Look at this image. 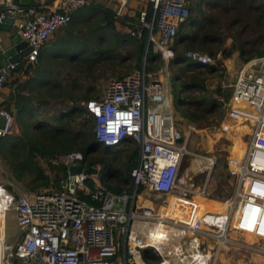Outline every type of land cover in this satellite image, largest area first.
Listing matches in <instances>:
<instances>
[{
  "label": "built area",
  "instance_id": "1",
  "mask_svg": "<svg viewBox=\"0 0 264 264\" xmlns=\"http://www.w3.org/2000/svg\"><path fill=\"white\" fill-rule=\"evenodd\" d=\"M112 1L115 18L120 19L128 0ZM0 3L9 9L13 32L30 48L25 63L32 67L48 39L71 23L74 11L88 5L86 0H59L49 8L15 5L11 0ZM189 4V0H149L150 20L145 21L147 11L141 12L130 23L134 27L130 33L140 37L147 30L146 48L151 45L167 61L173 58L179 28L190 17ZM185 57L201 65L214 64L209 55L189 52ZM15 68H0V93ZM231 90L221 130L239 133L243 126L248 142L241 156L228 160L234 188L224 214L197 215L171 205V198L186 203L197 195L209 199L216 159L187 150V140L176 124L167 75H151L143 65L112 81L102 97L82 103L95 119L102 146L133 143L138 148L132 189L116 194L100 183L98 174L70 175L71 167L87 169L80 152L47 161L49 168L66 171L59 189L52 183L33 191L0 184V264H145L144 251H151L158 264H216L222 251L240 248L231 235L250 234L264 241V56L242 64ZM13 124L12 113L0 108L1 140L10 135ZM144 195L152 197L151 206ZM10 211L17 227L13 241L6 238ZM162 228L176 231L173 249L151 246L152 234Z\"/></svg>",
  "mask_w": 264,
  "mask_h": 264
},
{
  "label": "rangeland",
  "instance_id": "2",
  "mask_svg": "<svg viewBox=\"0 0 264 264\" xmlns=\"http://www.w3.org/2000/svg\"><path fill=\"white\" fill-rule=\"evenodd\" d=\"M208 1L210 0L201 1L202 6H200V13L196 8L198 0H190L189 7H193L191 21H201L204 23V19H208L212 15L218 14L217 21L223 42L222 49L230 51V47L234 43L236 51H232L230 58L222 60V55L220 53L217 55H210L207 52L186 48L180 44L177 45L176 50L177 53L185 56L189 52L212 56L215 64L217 60L223 61L221 67L223 71L219 70L213 76L205 75L204 79L206 80H203L206 89L212 93L210 100L216 99V101H220L222 104L221 109L206 116L203 120L190 122L184 117L185 112H187L186 108L176 106L174 103L173 105L176 124L184 139L187 140V150L195 155L214 157L216 159L217 164L215 165L208 185L209 199L201 198L195 202L196 206H194L196 209L200 206L203 208L204 206L207 207V211H215L217 208H220L222 204H225L233 193L234 183L230 178H227L228 160L232 157H239V155L232 152L233 147L236 142H239V145L244 150L245 144L248 142V139L243 137L244 133L247 132V128L242 130L243 126L238 127L237 132L239 131V133L231 132L227 134L222 132L221 124L226 120V105L228 104V101L224 100L225 98L223 95L217 97L215 91L217 89H222L225 94L231 89L236 73L243 64V60L239 53L240 50L254 56L257 51L263 49L264 19L258 24L254 20L252 22L251 20L246 19L243 20L245 22H240L236 26H228L227 24L235 15L225 14L221 8H210L208 6ZM217 1L221 5L227 4V0ZM242 16H244V14ZM191 21L189 23L187 22L188 24L183 28V31L186 29L194 32L196 31V25L190 26ZM80 24L81 25L74 24V26H70V29L59 38V41L62 43H53L48 59L44 60L45 64H47V61L52 63L51 69L47 72L48 78L45 81H50L54 78L59 83L57 86L58 89L50 96L45 92L44 95L46 99L41 98L40 102L38 99L34 100V103H37L40 107V113H38V110H34L32 113H36V116L32 117L30 115L31 120L27 122V124L20 120V123L14 125L11 138H16L19 133L21 134L24 124L30 129H34L41 124V121H50L59 116V109L61 108L59 106L68 104V102L73 99L74 108H78L79 110L77 109V111L82 112L79 113L80 117L75 118L74 122L70 124V129L82 132L88 131L91 127L94 129L93 119L89 114L85 113L82 108H80L82 107V103L86 102L88 99H98L102 97L112 81L121 77L123 78L137 70L136 44L127 37V31L129 30L128 27L125 32L124 28H120L121 25L124 26L123 21L122 23L120 21L119 27L115 26L113 29H103L98 25V22L92 21L86 24ZM216 47L217 46L214 45L207 46L208 49H215ZM173 53V58L167 61L160 58L156 64L151 65L143 59V55L141 62L142 66L144 65L151 69V75L155 74L157 77L159 74L167 75V87L174 102L173 85L176 84L175 77H181L183 79L182 82L191 83L197 72L190 71L182 65H172L171 60H173L175 56V52ZM255 57L256 56L253 58ZM66 70H69L70 72H67ZM70 73L74 80L67 78V74ZM44 86L45 85H41V90L38 95L42 96ZM91 86L94 87L89 91ZM52 90L53 88L49 89V91ZM188 94L194 96L191 93ZM30 97H34V94H31ZM71 101L69 103H71ZM40 133L41 130H38L37 128V134ZM132 148L134 147L123 145L115 151H121L118 156L123 160L124 156L120 155L130 152ZM54 157H47L45 160L42 159L41 165L39 163L44 170L45 175L49 177L50 183L54 181V177L58 174L57 168H49L47 164V161ZM2 161L8 165L4 159L2 160V158L0 164ZM186 165L187 161L184 162V166ZM96 169L101 171L102 165H98ZM58 175L62 176L60 173ZM110 183L112 184L113 182ZM21 185L28 190H35L28 188L24 183ZM210 197L214 199H211ZM143 198L148 201L152 200V197L147 195H144ZM146 205L151 206L152 204L146 203ZM225 210L226 208L224 206L221 211L223 212L222 214H224ZM6 228L7 240L13 241L15 236H17L15 213L13 211H10L7 214ZM231 236L237 241L240 248L236 251H230L228 255L230 256L229 261L252 264L250 260L253 253L261 255V259L264 260V241H256L236 235Z\"/></svg>",
  "mask_w": 264,
  "mask_h": 264
},
{
  "label": "trees",
  "instance_id": "3",
  "mask_svg": "<svg viewBox=\"0 0 264 264\" xmlns=\"http://www.w3.org/2000/svg\"><path fill=\"white\" fill-rule=\"evenodd\" d=\"M201 1L204 0H198V3L196 4L197 11L200 13V6H202ZM34 6L36 5L32 4L29 7ZM208 6L213 9L221 8L225 14H234L235 16L229 21L227 24L228 26H236L240 22H245L243 20L246 19H249L252 22L254 20L258 24L264 19V0H227V4L225 5H221L217 0H210L208 1ZM192 10L193 7H190V17L187 20L188 23L191 21ZM100 11L102 12L103 21L106 23L103 29H113L115 27V16L109 11ZM243 14L244 16H242ZM139 15L140 13L130 19L120 18L119 20L127 22L128 29L131 32L134 30V27L130 25V23L134 22L135 18ZM217 19L218 14H214L210 18L204 19V23L201 21H191L190 26L196 25L195 32L187 29L183 31V28L188 24L187 22L184 23L179 28L174 40V47H172L175 56L174 59L171 60V64L182 65L190 71L197 72L191 83L182 82L183 79L181 77H175L177 85H173L174 104L186 108L187 112H185L184 117L190 122L203 120L206 116L220 110L222 106L220 101H216V99L210 100L212 93H210L203 84V80H206L204 79L205 75L213 76L219 70L223 71L221 69L223 65L222 60L230 58L232 51H236L234 43L231 45L230 51L222 49L223 42L221 39V33L219 32L220 27ZM149 20L150 10H147L145 21ZM127 37L136 44L137 70L142 67L141 59L145 52L146 62L149 65L156 64L158 59L161 58L159 54L153 51L151 45H149L146 50L147 30L144 29L140 37H132L129 33ZM178 44L185 46L186 48L207 52L210 55H217L220 53L222 55V60H217L216 64L214 63L212 65H201L186 59L185 55L177 53L176 47ZM209 45L217 47L215 49H208L207 46ZM239 53L243 63L254 56H264V42L263 49L257 51L254 56H251L252 54L244 52L243 50H240ZM30 69L31 67H27L22 70L24 74H27ZM145 69L147 72L151 71L147 66ZM188 93H191L194 96L189 95ZM231 93V89L225 94L222 89H217L215 91L216 96L220 97L223 95L225 101L229 100ZM80 108L87 113L83 107ZM77 109L78 108H72L69 111L61 112L58 114L59 116L50 121H41V124L37 127L38 130H41L40 134H37V128H34V130L33 128L30 129L25 126V124H27L26 122L23 125V131H21V134L19 133L16 138H11L13 131L12 127L10 135L3 138L0 142V155L8 164L12 176L16 180L24 183L30 189L47 187L50 184V180L39 165L38 159H47V157L65 155L72 151H77L82 153L84 157L83 165L86 168H96L98 165H102V169L98 173V179L108 190L116 194L129 192L132 189L131 170L136 166L138 160V148L133 143H123V145L133 146L134 148H132L130 152H126V154H121L120 156H124L123 160H121V157L118 156L121 151H115L119 148L104 147L98 142L94 130L95 119L92 117L91 118L94 121V129L91 127L88 131L83 132L70 129V124L74 122L75 118H79V113L82 112H78ZM16 124L17 123H14L13 126ZM57 171L58 174L60 173L62 176L57 174L54 177L52 185L56 189H59L60 183L66 178V171L63 168H57ZM227 178H229V175ZM110 182L113 183L111 184ZM88 185L90 188L93 187L91 181L88 182ZM84 200L88 201L86 198H84ZM197 200H199V198L195 196L190 203L184 201V209L197 215L201 214V212L206 209L204 206L203 208L201 206L198 209L194 208ZM143 259L145 264H158L159 262V259L151 251H144Z\"/></svg>",
  "mask_w": 264,
  "mask_h": 264
},
{
  "label": "crops",
  "instance_id": "4",
  "mask_svg": "<svg viewBox=\"0 0 264 264\" xmlns=\"http://www.w3.org/2000/svg\"><path fill=\"white\" fill-rule=\"evenodd\" d=\"M86 1L88 2V5H85L82 8H79L78 10L72 13L71 23L68 24L63 29H60L59 31L54 33L48 39V41L45 43V45L42 47L40 51L37 66L32 67L26 64V66L22 67V69L31 67L30 71L27 74H24L22 69H20L19 71H14L10 74L8 83L4 86L2 92L0 93V108L6 109L12 113V115L14 116V123H20L21 122L20 120H22L23 122H29L31 120L30 115L32 117L36 116V113H32L34 112V110H38V113H40L39 111L40 107L37 103H34L35 102L34 100L38 99L40 102L41 98L46 99L44 95L45 92L48 94V96H50L54 94L58 89L57 86L59 83L54 78L50 81H45L48 78L47 72L48 70L51 69L52 63L46 60L47 64H45L44 60L48 59V56L50 54V49L52 48L53 43L54 44L62 43L61 41H59L60 36L65 34L66 31L70 29V26L72 25L74 26V24L81 25L80 23L86 24L92 21V22H98L99 25L103 28L104 25H106V23L103 21L102 12L100 10L109 11L114 15L115 4L112 0H86ZM58 2L59 0H34L33 5L36 6L39 5L45 8H49L55 6ZM147 10H149V0H128L125 15L121 17V19L122 18L130 19L136 14L145 12ZM118 20L119 19L115 18L114 25L116 27L120 26L119 24L120 21L122 23V20L120 21ZM123 23L124 26L121 25L120 28H124V32H125L128 26H127V22L123 21ZM127 33H129L132 36L129 30L127 31ZM15 36L16 35L13 32V28L9 33L0 32V49L2 48V43L3 46H8L11 39L14 38ZM66 71L70 72L69 70ZM67 75H68L67 76L68 79L74 80V78L71 76V73ZM41 85H45L42 96L38 95V93H40L41 90ZM93 87L91 86L89 91H91ZM51 88H53V90L49 91V89ZM31 94H34V97L31 98L30 97ZM69 102L68 104L59 106L61 107L59 109L60 113L64 111H69L72 108H74V99L71 101V103ZM243 129L246 128L243 127L242 130ZM232 152L239 156L242 155L243 149L239 145V142L235 143ZM39 163L41 165L42 162L39 161ZM0 184L8 186L9 188L13 187L12 189H16V190L24 188L21 185L22 182L16 180L12 176L8 165H6L4 161H2V163L0 164ZM170 200L172 201L174 199H170ZM147 203L152 204L151 201H147ZM205 209L206 210H204L201 213L206 212L207 207H205ZM218 209L219 208H217L216 211H212V212H217ZM160 234L168 235L167 239H161L159 237ZM176 234H177L176 231L170 228H164L161 230L159 229L152 234L150 240L151 243L155 244L157 247H165V248L173 247L178 241ZM250 238L254 240V237H250ZM236 250L237 249H231L230 251H236ZM230 251H222V253L218 255V260L216 264H245V263L229 261L230 256L228 255ZM250 261L252 262V264H264V260L261 259V255L255 253L251 255Z\"/></svg>",
  "mask_w": 264,
  "mask_h": 264
},
{
  "label": "water",
  "instance_id": "5",
  "mask_svg": "<svg viewBox=\"0 0 264 264\" xmlns=\"http://www.w3.org/2000/svg\"><path fill=\"white\" fill-rule=\"evenodd\" d=\"M34 0H11L15 5L30 6ZM9 9L0 3V32L9 33L12 30V18L8 14ZM147 50V48H146ZM30 52V48L27 44L15 36L11 39L8 46H3L0 49V68H6L9 65H16L15 71H19L22 67L26 66L25 58ZM144 60H146V52L144 54ZM1 141V139H0ZM98 169L87 168L83 169L81 166L69 168L70 175H97Z\"/></svg>",
  "mask_w": 264,
  "mask_h": 264
},
{
  "label": "bare ground",
  "instance_id": "6",
  "mask_svg": "<svg viewBox=\"0 0 264 264\" xmlns=\"http://www.w3.org/2000/svg\"><path fill=\"white\" fill-rule=\"evenodd\" d=\"M196 197H198L199 199L203 198V197H201L200 195H197ZM171 199H174V200H172V201L170 200V203H171V205H172L174 208H176V209H178V210L186 211V210L184 209V207L182 206V204H183L184 201H182V200H180V199H177V198H171ZM224 206H225V208H226L227 204H226V203H225V204H222L221 207H220L217 211H222V209L224 208ZM215 211H216V210H215ZM187 212H189V211H187ZM190 213H192V212H190ZM201 214H202V213H201ZM201 214H198V215H201ZM161 235H162V236H161ZM159 237H160L161 239H167L168 235L160 234ZM245 237L248 238V239H251L250 237H253V236L250 235V234H246ZM254 240H255V238H254ZM150 244H151L152 247H157L155 244L151 243V240H150ZM158 248H162V247H158Z\"/></svg>",
  "mask_w": 264,
  "mask_h": 264
}]
</instances>
